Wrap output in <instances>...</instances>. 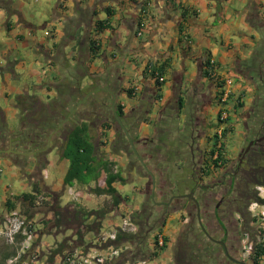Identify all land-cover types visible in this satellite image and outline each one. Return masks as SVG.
<instances>
[{"label":"crops","instance_id":"1","mask_svg":"<svg viewBox=\"0 0 264 264\" xmlns=\"http://www.w3.org/2000/svg\"><path fill=\"white\" fill-rule=\"evenodd\" d=\"M0 1L7 4L10 11L0 3V65L6 67L5 72L16 82L11 84V91L2 90L4 99L13 101L8 106H0V116L9 128H16V116L22 114L23 109L18 101H23L22 98L33 99V114L29 113L33 117L36 104L50 106L51 113L55 114L63 110L59 126L46 143L49 149L46 167L51 155L52 175L47 174L43 184L49 191L64 193L63 178L68 167V162L61 159L57 151V142L64 141V137L54 135H62L70 126L69 118L87 109V101L95 97L111 104L115 98L114 107L122 108L126 116L123 123L136 139L133 140L136 148L144 149V142L145 148L153 151L157 139L168 135L171 141L166 139L164 146L161 144V153L156 155L158 160L161 156L179 158L186 150V158L175 161L178 168L183 163L195 162L198 157L207 161L215 144L223 107L218 103L217 81L204 75V63L209 58L215 62L218 78L232 81V95L224 106L228 115L227 129L232 130L224 138V149L220 153L226 162L236 152L241 135L234 141L237 146L233 143L231 149L227 147V138L234 137L237 125L241 124L243 114L258 91L246 67L257 47L264 45V0ZM106 10L111 11V16L106 15ZM142 12L146 15L140 19ZM139 19L141 35L136 36ZM103 20H108L110 27L97 37L101 45L99 58L91 61L89 43L90 39H95L94 23ZM152 68H163L162 75H151ZM157 77L164 81L158 84ZM128 89L135 91L132 98L127 97ZM179 96L183 99L181 108L176 104ZM75 101L79 102L74 104ZM153 101L151 113L145 112L146 121L136 125L139 112L146 110ZM70 102L74 107L65 114L64 104ZM237 104L242 105L237 108ZM92 108L95 116H107L105 105ZM171 111L178 115L173 127L168 124ZM186 124L185 135L182 132ZM97 129L91 128L93 133L100 130ZM105 133L106 140L111 142L115 132L109 129ZM174 138L179 141L174 142ZM104 151L109 152L108 145ZM141 153L138 149L139 159L147 164L148 158ZM108 158L117 163L125 176L127 157L110 154ZM2 163L9 164L6 160ZM0 169L2 174L1 166ZM188 173H185L186 179H189ZM129 174L134 175V172ZM141 184L137 181L133 191L138 192ZM54 186L60 189L54 190ZM8 189L5 185L0 202L7 196L18 195ZM118 208L128 212L124 202ZM138 209L136 206L129 212ZM177 223L174 215L165 220L161 234L169 243L162 252L163 260L170 259L168 244L174 238Z\"/></svg>","mask_w":264,"mask_h":264},{"label":"trees","instance_id":"2","mask_svg":"<svg viewBox=\"0 0 264 264\" xmlns=\"http://www.w3.org/2000/svg\"><path fill=\"white\" fill-rule=\"evenodd\" d=\"M0 3H4L1 2ZM5 6H3L7 11V4L4 3ZM1 6V5H0ZM60 7H62V4H60ZM10 12V11H8ZM9 15V13L7 14ZM106 15L109 17L111 16V11L106 10ZM146 13L142 12V17H145ZM139 19L137 28H136V36L138 35L142 29L141 27V20ZM109 21L103 20V21H97L94 23V36L95 39H90L89 43V56L90 60H95L99 58V52L101 49L100 41L97 37L106 29H109ZM7 25L9 26V22L7 21ZM210 59H207L204 63V66L206 70H204V75L209 78L210 80L216 81L211 76L212 73L215 71L213 67L210 66ZM247 74L252 75L254 77V81L256 84V89L258 90L256 92L255 97V105L257 109H264V101L258 99L264 96V45H259L257 47V51L254 53L253 56L248 60L247 62ZM244 65V64H243ZM163 68H152L150 71L151 75H162ZM78 78V76H77ZM160 84V82H157ZM218 89L221 86V83L217 81ZM127 97L132 98L134 94L133 89H128ZM76 97V96H75ZM159 96H157V99ZM23 101L19 100V106L22 103L23 109H22V115L20 116V120L24 121V127L25 134H24V140H27L26 135H33V142H25L26 145H30L31 147L28 148V150H32L35 152V159H36V167L33 170L32 173L29 175H25V167H22V165H18L19 173L23 176L28 177V183L32 187L30 191L24 192L21 195L16 196H7L3 202H0V208L2 210H18L20 208H24L25 210H28L30 213V210H33V214H35V211H41L42 214L52 215V219L50 222H46L45 220H41V222H45V226H48V232L47 234H51L54 232V235L65 233L68 230L72 231V235L76 238L75 240L72 238L64 237L63 240L57 244H55V248L51 250L50 254L48 255L46 259L45 264H53L55 262L56 257L63 256L66 251H71L74 248L82 247L84 245V236L89 233L92 229H96L95 222L100 221L101 222L109 215H112V212H117L119 210L118 206L124 202L127 203V198L121 197L116 189L115 184L121 183L125 184L127 182V177L123 176L120 169L117 166V163L113 160H110L108 157L110 154H124L127 153L129 156V165L127 167V170L129 172L134 171L137 167L141 168L142 166L137 161L136 157L132 154L126 138L124 134L117 128V133H115L114 140H112L110 143L106 140V133L105 131L111 129V125H113V115L110 110V102L109 101H103L100 98H93V100L87 101V109H83L82 111L76 112L74 115H72L69 118L70 126H68L65 130V132L61 134H55V137H64V142L60 146V155L59 157L61 159H64L68 162V167L66 174L63 178V187H80L85 188L89 191V193L95 195V196H105L108 197L111 207L107 209H101V210H87L86 208L82 206H70L71 204L62 205L61 204V198L62 193H53L48 190L43 184V176L42 172L44 171L47 160L46 155L47 153H41L43 149H45L46 141L48 140V135H50L54 130L59 126L61 118V112L58 113H51L50 106L45 105H39L36 104V115L33 117L29 113L32 112L33 114V99L31 98H22ZM79 101H75L74 104L78 103ZM183 99L181 96H179L176 100V104H178V107H182ZM74 104L70 102L69 104H64V112L65 114H68L74 107ZM94 104L99 106H106L107 109V116L105 117H98L95 116V114L91 113L93 112ZM25 105V106H24ZM86 105V104H85ZM237 108L241 107L242 104H237ZM254 105V108H255ZM151 110V105H149ZM82 109V108H81ZM80 109V110H81ZM115 110L117 113V116L122 120V122L126 121V116L120 106H115ZM26 112L29 115H26ZM85 112H89L91 116L84 115L87 114ZM83 113V114H82ZM82 114V115H81ZM28 117L29 119L22 120L21 118ZM171 117V118H170ZM170 119L168 121L169 126L173 127L175 125V121H177L178 115L174 114L173 111L170 113ZM141 116L137 118L138 125L141 123ZM27 122H26V121ZM142 120L146 121V118H142ZM93 123L94 126L90 123ZM163 123V121L161 122ZM124 124V123H123ZM126 127V125L124 124ZM158 126V124H157ZM92 129H100L98 132H92ZM127 128V127H126ZM97 129V130H98ZM128 129V128H127ZM184 131L183 134H187V124L183 128ZM231 128H228L224 131L223 137L225 138L226 135L231 133ZM0 131L3 133V135L7 132V127L4 123H1L0 121ZM92 132V133H91ZM130 136L132 137L131 133L129 132ZM61 135V136H60ZM62 137V138H63ZM171 136L166 135V138L164 139H157V145L154 149L156 151V155L160 152L161 144L164 146L166 139L170 140ZM175 139V138H174ZM31 140V139H30ZM43 140L42 142H40ZM179 141L178 139L173 140L174 142ZM171 141V140H170ZM160 142V143H159ZM167 142V141H166ZM218 143L217 138L215 137V144L213 149L210 151V158H212L214 155L216 156V159L213 160V163L215 166H217L218 162H225L222 161V154L220 153V148L216 147V144ZM109 145L110 151L105 152V147ZM174 151V150H173ZM179 151V150H178ZM41 153V154H40ZM145 155L144 152L141 153V156ZM173 155V154H171ZM187 156L186 150L182 152V155H179V158L174 156L171 159L169 157L161 156L159 160L156 161V167L160 173H162L165 176L164 185H170V187L177 188L179 186H182L183 179L187 181L186 176L180 173L179 168L175 164V161L179 159H185ZM258 160V161H257ZM257 163L255 164V167L257 168L258 174L257 180L253 182L252 187L255 186H264V157L261 159H257ZM152 165L150 161L147 163V165ZM146 165V164H145ZM139 171V173H141ZM0 175H1V169H0ZM103 178L104 179V186L98 187V181ZM177 182V183H175ZM180 182V183H179ZM175 183V184H174ZM187 185V184H186ZM176 186V187H175ZM179 190V189H178ZM41 198L40 205L36 206V201ZM251 202H259L261 203V200L253 193V196L250 197ZM148 204V203H147ZM150 203L147 205V208H142L139 211H133L130 213V219L131 221L138 227V232L134 235L131 234H123L120 233L117 236V243L121 244H128L131 250L128 252V254L123 255V261H139V260H146L150 259L154 256L153 253H150L147 247V240L149 237V234L152 231H158V234L162 233V228L165 225V221L159 222H150L148 216H150V213L152 211V208L150 207ZM1 210V209H0ZM113 212V213H114ZM21 213V212H20ZM122 213H125L122 211ZM24 216H26L28 219L31 218L30 215H26L24 213H21ZM93 222H91V219ZM37 224V223H36ZM99 225V227H100ZM262 232V231H261ZM262 234V233H261ZM164 239V246L163 248H158L160 251H164L166 249V244L169 242L167 238L163 237ZM72 243V244H69ZM157 246V244H156ZM257 253L258 254H264V244L257 243L256 246ZM32 253V251H31ZM16 254V246L15 245H9L5 241L3 243V246H0V264H4L7 259L13 258ZM173 264H189L188 258H184L182 262L178 260L177 255L175 254V250L173 251Z\"/></svg>","mask_w":264,"mask_h":264},{"label":"flooded vegetation","instance_id":"3","mask_svg":"<svg viewBox=\"0 0 264 264\" xmlns=\"http://www.w3.org/2000/svg\"><path fill=\"white\" fill-rule=\"evenodd\" d=\"M258 99L264 101V96ZM254 102L255 97L242 116L241 142L232 158L224 163L218 162L217 166L213 163L217 155L207 161L198 157L195 162L183 163L179 171L183 175L189 171V179H183L182 186L177 188L164 185L165 176L156 167V151L145 148L144 142V149L137 148L144 152L148 162L153 163L144 164L142 171L140 167L133 171L134 177L142 183L137 192L141 196L137 211L146 209L150 203V222L161 223L167 217L176 216L177 229L168 246L170 252L175 250L180 262L188 258L189 264H264V254H258L255 247L257 243H262V229L258 219L252 214L253 202L250 201L253 193L258 196L257 188L260 187H252L259 175L255 164L257 159L264 157V109H257ZM145 112L148 115L151 113L149 107L139 112V116L144 118ZM88 114L90 113L84 115ZM21 115L16 116V128L6 126L7 132L4 135L0 131V160L8 161L17 171L19 164L25 169L30 165L33 171L37 165L35 152L33 149L28 150L31 146L25 143L33 142V135H26L27 140H24L26 130L22 127L24 121H19ZM0 121L6 125L1 116ZM90 124L91 127L94 126L92 122ZM117 128L113 121L111 130L117 133ZM224 142L225 139L221 150L224 149ZM47 152L45 146L41 153ZM124 155L129 165V156L127 153ZM246 243L248 248L250 246L247 251Z\"/></svg>","mask_w":264,"mask_h":264},{"label":"built area","instance_id":"4","mask_svg":"<svg viewBox=\"0 0 264 264\" xmlns=\"http://www.w3.org/2000/svg\"><path fill=\"white\" fill-rule=\"evenodd\" d=\"M140 35L141 32L138 33V36ZM210 66L215 68V62L213 59H210ZM211 76L213 79L221 83V86L218 89V103L223 107H221V111L219 113L220 126L215 132V137L218 140L216 147L219 148L224 140L223 133L227 129L226 119L228 115L224 106L232 95L230 90L232 81L230 79L218 78L216 71H214ZM157 80L162 83L164 78L157 77ZM43 178H46V176L44 175ZM103 186L104 180L100 179L98 181V187ZM259 190V196L263 202L252 203L251 210L253 206H257L259 208L254 216L258 219L259 227L262 229V232H264V194L262 195V193H264V189ZM66 193L70 197H73L74 195L71 188H68ZM41 200L42 199L39 198L36 201V206L40 205ZM73 200H75V198H73ZM122 211V209H119L117 212L112 213V215L116 214L115 216L113 215V217H119L120 222L118 224L111 222L106 227H102V225H100L99 229H97L94 234V238L89 244L84 242L82 247L66 251L63 256L58 257L59 261L58 263L56 262V264H166V261L162 259L163 251L158 249H162L165 244L163 239L164 236L158 233L153 234L150 236L151 238L147 240L148 250L150 253L154 254L153 257L139 261L122 260L123 255L128 254L131 248L128 244L117 243L118 234L123 233L134 235L138 232V227L131 221L130 216L125 215ZM124 212L126 213L127 211L124 210ZM35 228V220L28 219L18 210H2L0 212V239H3L9 245L13 244L16 246L15 256L7 259L4 264L39 263L38 256L40 255V247L33 242L34 237L38 235V232L35 233ZM94 231L95 230L93 229V232ZM262 234V240L260 241L264 244V233ZM249 248L246 243L245 250L247 251ZM53 264H55V262Z\"/></svg>","mask_w":264,"mask_h":264},{"label":"rangeland","instance_id":"5","mask_svg":"<svg viewBox=\"0 0 264 264\" xmlns=\"http://www.w3.org/2000/svg\"><path fill=\"white\" fill-rule=\"evenodd\" d=\"M6 67L5 66H1L0 65V106L4 107V106H8L10 102L13 101L12 100H8V99H4V97L1 95L2 90L3 89H7L9 91H11V84H16V82H14L11 77H9L7 75V73L5 72ZM13 96H15L14 92H12ZM2 98V99H1ZM33 102V101H32ZM19 104V101H18ZM33 105V104H31ZM22 120L24 119H29L28 117H22ZM10 122L11 120L8 119ZM20 121V118H19ZM26 121V120H25ZM8 123V122H7ZM6 126L8 127V125L6 124ZM243 132L242 126L237 125V130L235 132L234 137H228L227 138V147L228 149H231V147H233V143L235 140H237L238 136L241 135V133ZM63 137V136H62ZM64 141H59L57 142V151L58 154L60 155L59 151H60V146L62 145ZM236 146L237 144L234 143ZM236 149H238V147H236ZM49 150V149H48ZM48 153V152H47ZM56 155V154H55ZM49 159V166L46 167L43 171V174L47 177V174L52 175V170H51V165H52V156L50 155L48 157ZM0 166L3 170L2 174L0 175V195L2 196L4 191L3 188L5 185H7L9 187L8 192H12L15 194H22L26 191H30L31 190V186L28 183V177L25 175H29L30 174V170L31 167L30 165L25 169V175H21L19 173V171H17V178L15 176V167H13L12 165L8 164V163H2V160H0ZM33 171H31L32 173ZM125 177H127V182L125 184H117L116 185V189L119 193V195H121L123 198H127V209L128 212L124 213L125 215H130V212L134 209L140 207V202H141V196L133 191V188L135 186H137V179L134 177V175L129 174L128 171L125 172ZM129 174V175H128ZM101 180H104L103 178H101ZM50 183V182H49ZM28 184V185H27ZM3 187V188H1ZM67 188H65V191L63 193V191L58 192V193H62V198H61V204L62 205H67V204H71L72 206H82L84 208H86L87 210H93V211H97V210H101L102 208H104L103 206H106V208H110L111 204L110 201L107 197H99V196H95L91 193H89V191L85 188H80V187H72V192L74 193L73 197H70L67 195ZM60 187H56L54 186V190H59ZM264 193H262L263 195ZM73 198H75V200H73ZM139 205V206H138ZM2 210V208H0ZM0 210V212H1ZM259 210V208L257 206H253L252 208V214H255L257 211ZM19 212L24 213L26 215H30L31 218L33 220V218L35 219V217L37 219H35L36 221V228H35V233L38 231V235L34 237L33 242L38 245L40 247V255L38 256L39 259V263L38 264H45L46 263V259L48 257V255L50 254L51 250L53 249V246H55V243H59L63 240L64 237H72L73 238V233L71 230L66 231L65 233L62 232V234H58V235H54V232H52L51 234H47L48 232V226H45V222H41V220H45L46 222H50L52 219V215H44L41 213V211H35L36 213L33 214V210H30L31 213L28 210H25L23 207L18 209ZM124 211V210H123ZM130 211V212H129ZM114 212V211H113ZM112 212V213H113ZM114 216L116 214H113ZM113 215H109L103 220V222H101L102 227H106L108 224H110L111 222H113L114 224H118L120 222V219L118 216L113 217ZM35 216V217H34ZM109 218V219H108ZM91 222H93L92 218L90 219ZM94 224V222H93ZM96 225V229L93 232V229L87 234V236H84L83 241L86 242L87 244H89L91 242V240L94 238V234L96 233L97 229H99V225H100V221L99 222H95ZM260 229V228H259ZM158 231H152L149 234L148 240L151 238L150 236H152L153 234L157 233ZM264 233V232H262ZM263 235V234H262ZM74 240L76 238H73ZM260 240H262V236H260ZM4 240L0 239V246H3ZM59 258L56 257L55 259V264L56 262L58 263ZM166 264H173V253L171 252V256L170 259L165 260Z\"/></svg>","mask_w":264,"mask_h":264},{"label":"water","instance_id":"6","mask_svg":"<svg viewBox=\"0 0 264 264\" xmlns=\"http://www.w3.org/2000/svg\"><path fill=\"white\" fill-rule=\"evenodd\" d=\"M114 104H115V98L113 99V103L111 104V108H112V114H113V121L114 123L118 126V128L121 130V132L124 134L125 138H126V141H127V144L132 152V154L137 158V160L139 161V163L141 164V166L144 167V164L143 162L141 161V159H139V156H138V150L136 148V145H135V142H133V139L132 137L130 136L129 134V131L127 130V128L124 126L122 120L117 116V113L115 111V107H114ZM154 105V101L153 103L151 104V107H153ZM141 123L138 124V126L140 125ZM145 168V167H144ZM154 185V184H152Z\"/></svg>","mask_w":264,"mask_h":264},{"label":"clouds","instance_id":"7","mask_svg":"<svg viewBox=\"0 0 264 264\" xmlns=\"http://www.w3.org/2000/svg\"><path fill=\"white\" fill-rule=\"evenodd\" d=\"M42 176H44L43 172H42ZM43 179H46V178H43ZM68 188H70V187H68ZM68 188H67V189H68ZM259 189H264V186H260V187L257 188V192H258V196H257V197L259 198V200H261V199H260V196H259V194H260V193H259V191H260ZM262 202H263V200H261V203H262ZM253 203H257V202H253ZM258 203H259V202H258ZM1 211H2V210H1ZM33 219H34V218H33ZM34 220H35V219H34ZM55 244H56V243H55ZM55 247H56V246H53V249H54Z\"/></svg>","mask_w":264,"mask_h":264},{"label":"bare ground","instance_id":"8","mask_svg":"<svg viewBox=\"0 0 264 264\" xmlns=\"http://www.w3.org/2000/svg\"><path fill=\"white\" fill-rule=\"evenodd\" d=\"M38 231H39V230H38ZM38 231H37V232H38ZM38 233H39V232H38Z\"/></svg>","mask_w":264,"mask_h":264}]
</instances>
